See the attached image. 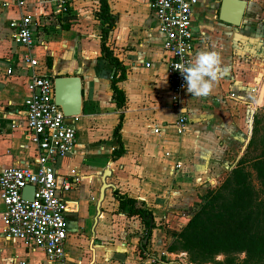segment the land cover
<instances>
[{"label":"crops","instance_id":"1","mask_svg":"<svg viewBox=\"0 0 264 264\" xmlns=\"http://www.w3.org/2000/svg\"><path fill=\"white\" fill-rule=\"evenodd\" d=\"M244 1L237 26L218 19L219 0H198L193 7L192 59L199 50L214 48L221 54L223 72L208 96H192L186 87L176 109L171 105L162 36L147 1L106 0L114 16L106 45L125 69L124 79L116 83L125 98L120 110L111 98V65L100 57L98 0H68L64 14L50 20V8L40 0H24L22 7L0 0V170L22 165L34 153L31 147H21L29 71L19 66L24 48L15 41L11 24L22 14L37 22L31 53L39 61V72L82 78L73 153L55 163L58 177L78 178L62 194L65 264H192L185 252L186 260L180 262V252L166 248L185 224L189 209L198 207L200 196L212 188L206 183H216L215 178L239 159L229 153L242 138L243 106L252 107L251 91L264 75V0ZM119 113L124 152L111 160L110 151L117 145L112 130ZM180 114L185 120L178 132ZM105 167L110 169L105 182L112 188L104 189L97 213ZM225 168L229 169L224 172ZM113 189L142 200L150 211L144 251L139 242L146 227L137 216L118 210ZM162 253L168 263L156 259ZM215 259L221 261L222 256ZM0 264H44V259L40 250L5 238L0 220Z\"/></svg>","mask_w":264,"mask_h":264},{"label":"built area","instance_id":"2","mask_svg":"<svg viewBox=\"0 0 264 264\" xmlns=\"http://www.w3.org/2000/svg\"><path fill=\"white\" fill-rule=\"evenodd\" d=\"M146 1L162 36L161 49L166 56L164 62L172 94L171 105L178 109L179 94L186 88V81L176 67L187 65L192 60L194 34L191 18L198 0ZM13 2L17 7L24 5V0ZM40 2L50 8L48 20L64 14L68 4V0ZM36 23L30 16L22 14L16 23L11 24L16 28L13 34L15 41L24 48L19 66L29 71L26 82L28 96L22 103L25 141L21 147H31L34 153L22 165L0 170V220L5 238L18 239L30 249L40 250L44 264H65L66 204L62 194L70 190L78 178L58 177L55 163L73 153L75 117L64 116L54 104L52 73L38 71L39 61L31 53L34 45L32 27ZM6 73L10 74L11 69L8 68ZM184 120L180 114L176 121L178 132L182 130ZM26 185L33 187L31 200L21 196ZM178 257L180 262L186 260L184 252H180Z\"/></svg>","mask_w":264,"mask_h":264},{"label":"trees","instance_id":"3","mask_svg":"<svg viewBox=\"0 0 264 264\" xmlns=\"http://www.w3.org/2000/svg\"><path fill=\"white\" fill-rule=\"evenodd\" d=\"M95 15L100 23V57L111 65V98L121 110L125 98L116 83L124 79L125 69L106 45L107 33L114 26V16L109 12L106 0H98ZM121 123L122 114L119 113L112 130L117 145L110 151L111 160H116L124 152L118 133ZM250 169L264 191V151L252 159ZM112 196L118 202L120 212L140 218L147 230L142 238H147L151 217L145 203L117 189L112 190ZM199 199L198 207L189 209L185 224L166 250L185 252L192 264H264V199L257 197L243 161L239 158L219 184L206 189ZM141 240L139 248L144 251ZM218 255L222 256L221 261L215 259ZM156 259L160 263L169 262L162 256Z\"/></svg>","mask_w":264,"mask_h":264},{"label":"water","instance_id":"4","mask_svg":"<svg viewBox=\"0 0 264 264\" xmlns=\"http://www.w3.org/2000/svg\"><path fill=\"white\" fill-rule=\"evenodd\" d=\"M244 0H219L218 4V19L237 26L240 24L242 12L244 9ZM52 91L53 102L57 105L62 114L66 117H76L81 112V98H82V78L78 75H64L52 73ZM264 92V75L260 82L258 95L256 99L260 100ZM262 93V94H261ZM248 139V137H247ZM110 175V169L105 167L100 174V187L98 190V201L96 212H99L98 204L102 199L105 188H112L111 184L105 182V178ZM33 187L26 185L21 190V196L25 200H31ZM149 220V228L151 224ZM146 244V237L142 238L140 245Z\"/></svg>","mask_w":264,"mask_h":264},{"label":"rangeland","instance_id":"5","mask_svg":"<svg viewBox=\"0 0 264 264\" xmlns=\"http://www.w3.org/2000/svg\"><path fill=\"white\" fill-rule=\"evenodd\" d=\"M192 44L194 45V42H192ZM261 78L262 77L260 76L259 79H257V81L255 82V89L251 91L250 95V102L252 103V107H254L253 112L249 113V109H251L252 107L246 108L245 106H243L242 117L244 124L242 138L240 139L238 146H236L234 152H232L231 155L229 153V156L232 159L236 154L240 156L239 158L243 161V165L250 172V179L254 188L256 189L257 197L263 200L264 191L260 189L255 179L254 173L250 169L252 159L260 155V153L264 151V103L256 104L253 100V98H256V95L258 93ZM258 100H260V98ZM261 100H264V92L262 94ZM245 137H248V139L244 143ZM227 169L225 168L223 171L225 172L227 171ZM208 178L209 177H206L205 180ZM221 178L222 176H218L215 178L216 183H213V181H211L210 184H206L209 187H215L219 184Z\"/></svg>","mask_w":264,"mask_h":264},{"label":"clouds","instance_id":"6","mask_svg":"<svg viewBox=\"0 0 264 264\" xmlns=\"http://www.w3.org/2000/svg\"><path fill=\"white\" fill-rule=\"evenodd\" d=\"M221 63L219 51L205 48L196 52L187 65H179L176 68L186 81L187 92L192 96L202 97L211 94L215 82L222 75ZM253 100L256 104L264 103V100Z\"/></svg>","mask_w":264,"mask_h":264},{"label":"bare ground","instance_id":"7","mask_svg":"<svg viewBox=\"0 0 264 264\" xmlns=\"http://www.w3.org/2000/svg\"><path fill=\"white\" fill-rule=\"evenodd\" d=\"M260 98V97H259Z\"/></svg>","mask_w":264,"mask_h":264}]
</instances>
